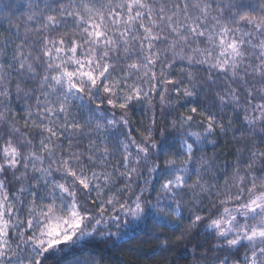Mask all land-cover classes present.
<instances>
[{"label": "snow or ice", "instance_id": "1", "mask_svg": "<svg viewBox=\"0 0 264 264\" xmlns=\"http://www.w3.org/2000/svg\"><path fill=\"white\" fill-rule=\"evenodd\" d=\"M0 21V264H103L89 246L136 230L264 264V0H0ZM229 131L221 182L202 147Z\"/></svg>", "mask_w": 264, "mask_h": 264}, {"label": "trees", "instance_id": "2", "mask_svg": "<svg viewBox=\"0 0 264 264\" xmlns=\"http://www.w3.org/2000/svg\"><path fill=\"white\" fill-rule=\"evenodd\" d=\"M17 2L19 3L21 0H17ZM3 23V21H0V25H3ZM157 105H159L158 97ZM156 111L158 113L156 127L157 135H159L161 122L164 120L170 121L171 117L166 114H159V107H157ZM151 117L152 113L150 111L147 113L146 118L143 108L137 110L131 116L132 127L130 130L133 135L139 137L143 128L150 123ZM215 139V145L206 143L202 147V152L210 160L215 161V170L217 172L225 167L228 168V172L220 177L221 182H223L224 176L230 175L232 164L236 159L237 149L242 145L238 139H233L231 131L227 134L218 133ZM112 231H116L115 225H113ZM112 239L115 240L116 238L113 237ZM212 243L213 241L207 239L202 231L194 232L190 238L179 242L178 246L174 243L171 251H160L156 247V242L150 240L145 232L136 230L130 231L127 237L119 240L116 244L109 242L105 246L97 242V246L93 247L90 245L89 249L95 253V259L103 256V264H203L200 259L201 253L205 251V248L211 247ZM87 256L88 252H84L81 258ZM74 259L76 257L67 258L61 264H72ZM45 264H56V258H51Z\"/></svg>", "mask_w": 264, "mask_h": 264}]
</instances>
